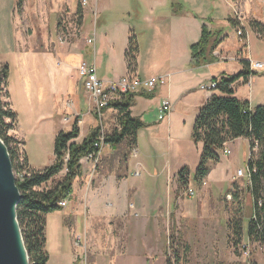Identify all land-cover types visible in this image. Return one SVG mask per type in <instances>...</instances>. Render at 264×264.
Wrapping results in <instances>:
<instances>
[{"label":"crops","instance_id":"0c3cea01","mask_svg":"<svg viewBox=\"0 0 264 264\" xmlns=\"http://www.w3.org/2000/svg\"><path fill=\"white\" fill-rule=\"evenodd\" d=\"M15 1L0 0V63L7 65L11 60L10 56L14 55L18 90H13L10 79L7 78L6 82L5 102L16 114V120L9 135L23 143L27 165L33 171H41L45 168L41 169L38 162L30 159L27 153L28 143L34 141L36 148L42 150L44 143L51 141L54 149V140L57 134L71 130L72 125L67 129L70 124L64 123V119L67 118L73 124L74 120L78 118L79 137L74 141L76 144L82 142L80 140V124L83 122V118L89 117L91 122L86 138L94 129L100 127L96 123L98 116L91 109L90 98L86 95L82 87V80L77 74V68L82 62L93 65L97 78L104 82L117 81L128 75L135 76L142 81L166 79L164 86L151 93L132 94L130 116L140 119L146 128L137 133L136 145L132 150V153L136 152V156L130 155L126 160L127 176L122 177V180L126 178L128 180L129 168L127 164L130 166L134 161V168H140L148 175L151 170L153 174H156L157 165L161 166L165 172L167 171L166 181H169L175 179L177 173L184 167L188 168L190 174V168H194L195 172L199 162L201 144L196 145L191 141L192 128L199 108L216 94L213 90H201L200 87L204 86L208 89L213 79H229L243 72V61L259 62L258 60H260L252 57L248 31L253 32L254 30L261 37L264 33V19L253 16L254 21L262 27L257 26L259 30L256 28L251 30L248 25L251 23L250 12L244 7L242 10L235 6L234 1L129 0L132 2L129 4L128 0H119V12L116 15H113V9L109 4L100 10L99 15H104L105 18L104 22L98 23L96 27H88L84 24L85 9H83L82 24L79 27L81 40L79 38L77 41H72L71 44L68 43L67 48L58 47L57 50L54 48L53 52H39L38 48H29L27 40H22L19 37L18 40L15 37L13 43L12 27L15 30ZM222 2L223 4H221ZM89 9L92 10L91 7ZM236 11L240 12L243 17L240 19L241 25L245 27L246 37L241 40L235 33L239 45L231 50L225 47V40L221 39L220 32L213 28L214 22L219 16H225L228 23L232 25L230 20L235 22ZM203 25L212 33L218 32L221 42L211 54L213 58L211 63L192 67L189 47L198 42ZM132 36L136 39L138 53L136 64L130 72L125 52ZM89 40L92 41L91 44H88ZM242 42L244 48L240 45ZM9 75L12 74L9 72ZM45 81L48 82L46 88L50 91L51 112L49 115L44 114V104L41 102L45 90L42 83ZM34 83L39 86L37 100L33 99ZM233 88L235 89L234 96L239 100L247 101L251 108L264 106V70L250 72L246 79L241 78L235 82ZM81 96L85 98L89 108L88 113L83 115H80L79 111L82 102ZM164 101L170 103L171 110L163 120L159 121V111ZM117 117L118 112L114 107L103 111L99 120L100 130L104 136L110 135L118 129ZM113 124L116 125L113 126ZM110 126H113L111 133L108 132ZM241 140L248 145L249 150V144L244 139L234 140L228 146H233ZM114 148L109 146L106 155L115 153L116 149ZM222 154L219 153L220 162ZM220 162L216 167L220 165ZM115 163L114 161L113 164L115 165ZM80 166L81 176L73 182L70 200L75 195V186L83 183L87 175L90 174V169L92 170L91 164L84 163L82 160ZM98 171L99 168L97 175L95 174L93 178L95 181L92 180L93 184H90V179H88L90 185H87L85 204L89 205L91 201V211L88 210L91 212V217L87 221V228L98 218L106 220L121 218L124 215L119 204L115 210H110L108 213L98 211L97 204L101 197L119 200L120 188L126 184L122 183V180L119 181V175L116 172L102 171L99 173ZM134 175L135 177L139 176L138 173ZM55 214L57 213L53 215ZM67 214H63L60 223H58L61 228H56L55 236L49 235L48 217L51 215L46 217L47 264H73L74 262L73 238L70 236L69 242L68 238H64L62 232L66 229L72 231L71 227L63 224L64 216H69ZM58 224L56 223V225ZM94 264H98V260ZM113 264H152V262L146 256L125 253L116 255L113 258Z\"/></svg>","mask_w":264,"mask_h":264},{"label":"rangeland","instance_id":"374dc122","mask_svg":"<svg viewBox=\"0 0 264 264\" xmlns=\"http://www.w3.org/2000/svg\"><path fill=\"white\" fill-rule=\"evenodd\" d=\"M17 1L14 5L13 43L15 37L17 40L18 37L22 40L25 39L29 48H38L39 52H53V49L57 50L58 47L67 48L72 41H77L80 38L78 24L81 15L78 13V7L82 9V17L83 9H85L84 24L88 27H96L98 23L104 22L105 16L99 15V13L106 4L112 7L113 15L119 12V0H23L20 10L17 8ZM228 1H234L235 6L242 10L243 7L247 9L250 12V22H255L253 16L264 19V0ZM128 3L132 4L129 0ZM90 7L92 10L89 9ZM236 13L241 15L238 11ZM241 18L243 19L242 15ZM255 24L258 25L257 22ZM255 28L257 29V26L250 27L251 30ZM213 29L220 32L221 39L225 40L226 48L234 50L236 45H239L235 36L236 28L228 23L225 16L217 18ZM253 32L248 31L252 57L260 59L259 62H264V33L260 37L254 30ZM245 37L246 32L240 39ZM240 45L242 48L245 47L243 42ZM13 56H10L11 60L7 63L9 72L12 74L10 76L8 72V80L10 79L13 90L17 91L18 83ZM42 85L45 90L41 102L44 104V114L49 115L51 100L50 91L46 88L48 82L45 81ZM38 90V84L34 83L33 99L35 100L38 97ZM86 95L88 94L86 93ZM5 100L4 96L3 101L5 102ZM88 110L86 100L82 97L80 115L87 114ZM65 120L67 118L64 119V123H66ZM67 123L70 124L67 126L69 129L72 123L69 120ZM90 123L89 117L83 118V122L80 124L81 141L86 138ZM96 123L101 127L99 119ZM115 125L113 124V126ZM113 126L108 129L109 133L113 131ZM105 134L107 135V133ZM228 145L229 156L220 155L221 162L218 167H216L217 164L210 165L212 174L210 172L211 175L203 183L196 185L193 182L194 168H190V183L185 190L179 188L176 176L175 179L166 181L167 171L165 172L161 166L157 165V168L155 166L156 174H153L151 170L148 175L142 169L134 168V161L130 166L127 164L129 168L128 180L127 178L122 180V177L127 176L126 160L130 155L134 157L136 152L132 153V149L129 151L126 144H123L116 148L112 147L116 149V152L107 156L106 152L109 150V146H103L97 165L98 172H116L119 175V181L122 180V183L126 184L120 188L119 200L101 197L97 204L98 211L108 213L110 210H115L119 204L124 215L121 218L106 220L98 218L93 224L88 225L89 228L86 227L87 221L91 217V201L89 205L85 204L88 179H90V184H93L92 180L95 174L97 175V169L96 173L95 171L91 173L90 169L91 172L84 179L85 181L75 186V195L72 196L73 199L66 200V206L63 207L61 214L57 212V214L53 215V213L48 217L49 235L55 236L56 228H59L58 223H60L63 214L68 213L69 216L63 218V224L71 227L72 231L66 229L62 232L64 238H68L69 242L70 236L73 238V264H94L96 260H98V264H113V258L116 255L125 253L146 256L152 264H165L167 254L171 264H174L173 248H170L168 244L171 238L180 243L178 251L181 261L179 264H264V245L261 243L248 242L244 238L241 245L234 248L229 242L228 225L230 221L243 218L245 222L243 229L246 230V220L251 216V209L249 191H246L248 185L245 179L247 178V160L250 158L248 145L242 140L237 141L233 146ZM19 148L24 153L23 146H19ZM27 149L30 159L38 162L41 169L52 164L54 158L51 141H46L42 150L36 148V143L31 141L28 143ZM114 161L117 164L114 165ZM239 170L243 173L241 178L236 176ZM135 173H138L139 176L135 177ZM64 175L65 170L40 189L52 188L62 180ZM189 191L193 192V196H190ZM233 196L237 198L234 199ZM262 196L264 197V192ZM88 210L90 211L88 212ZM63 244L65 245L64 242ZM85 245L87 246V258L84 263L83 249L85 251Z\"/></svg>","mask_w":264,"mask_h":264},{"label":"trees","instance_id":"16d2710c","mask_svg":"<svg viewBox=\"0 0 264 264\" xmlns=\"http://www.w3.org/2000/svg\"><path fill=\"white\" fill-rule=\"evenodd\" d=\"M23 0L17 1L20 10ZM80 22L82 24V9L78 7ZM238 28L237 22H232ZM237 26V27H236ZM250 27L259 26L255 22ZM259 34L261 32H258ZM220 34L212 33L206 26L201 27V35L197 43L189 47L190 63L192 67L209 64L213 61V50L221 42ZM138 53L136 39L132 36L127 45L125 58L128 69L132 72L136 64ZM244 71L229 79H213L217 85L213 89L216 94L199 108L191 133V141L201 144L199 162L194 172L193 182L198 185L207 179L211 172L210 165L220 162L219 153H223L225 144L237 139L247 140L250 158L247 160V185L250 199L251 216L246 220V230L243 229V218L231 220L228 225L229 242L232 247L241 245L244 238L264 245V106L251 108L247 101L237 99L233 85L239 79H246L250 72L249 62L243 61ZM8 66L0 63V139L7 148L12 170L15 174H24L22 180H15L21 199L17 205V221L28 255L29 264H47L48 254L46 245V217L50 214L63 211L59 205L70 199L72 185L75 179L81 176L80 161L95 152L94 143L99 137L100 127H97L80 144L74 141L79 137L78 118H76L69 132H60L54 140V161L41 171L30 170L27 160L19 146L23 143L11 137L8 132L13 129L16 114L10 109L8 103L3 101L6 97V82ZM133 95H124L110 107L118 112V129L110 135L104 136V146L119 147L126 144L127 149L133 150L136 145L137 133L146 128L138 118L130 116L129 108L132 105ZM107 108V109H109ZM256 149L255 152L252 150ZM65 175L60 182L49 189H40L53 181L61 172ZM29 175V176H27ZM180 189H187L190 183L188 168H182L176 175ZM234 199H236V196ZM173 248L174 264H179L181 257L178 248L180 243L174 238L168 242ZM182 247V246H181ZM165 264L171 260L165 258Z\"/></svg>","mask_w":264,"mask_h":264},{"label":"built area","instance_id":"2783aa9c","mask_svg":"<svg viewBox=\"0 0 264 264\" xmlns=\"http://www.w3.org/2000/svg\"><path fill=\"white\" fill-rule=\"evenodd\" d=\"M87 1V0H86ZM85 2V1H84ZM241 17L236 14L234 17L235 22L239 24L238 29L236 31V36L238 38L242 37L245 33V27L241 25ZM88 44H91L92 41H87ZM249 70L251 73L259 72L264 70V62H255L250 61L249 62ZM77 74L78 77L82 80V87L84 91L88 94L91 102V109L95 112V114L98 116V119L102 117L103 111L112 103H116L120 100V98L124 95L129 94H139L141 92L151 93L154 90L158 89L161 86H164L166 84L165 78H158V79H151L147 81H142L139 78L128 75L125 76L117 81H110V82H104L100 81L97 78L96 69L93 65H89L87 63H80L77 68ZM215 82H211L209 88L207 89L204 86H201V90H213L216 87ZM171 110L170 103L168 101H164L161 104L160 111H159V121L163 120L168 113ZM67 123L68 120H65ZM227 145L225 144L223 149V154L228 155L230 154V151L227 149ZM104 146V135L99 133V137L97 141L94 143L95 152L93 154H90L82 159V162L84 163H90L92 166V172L93 173L96 170V167L99 163L102 148ZM251 152V149H249ZM253 152L256 151V149L252 150ZM135 153V151H134ZM136 156V153H135ZM81 162V161H80ZM14 174L15 180H22L24 174ZM243 175L242 171L239 170L236 173V176L241 178ZM29 176V175H27ZM247 179V178H245ZM190 196H193V192L189 191ZM62 208L66 206V201H63L59 204ZM79 240V238H77ZM79 245V243H77ZM84 252V263L86 262L87 258V246L85 245V251ZM86 264V263H85Z\"/></svg>","mask_w":264,"mask_h":264},{"label":"water","instance_id":"95a60500","mask_svg":"<svg viewBox=\"0 0 264 264\" xmlns=\"http://www.w3.org/2000/svg\"><path fill=\"white\" fill-rule=\"evenodd\" d=\"M20 199L8 151L0 139V264H29L16 214Z\"/></svg>","mask_w":264,"mask_h":264}]
</instances>
